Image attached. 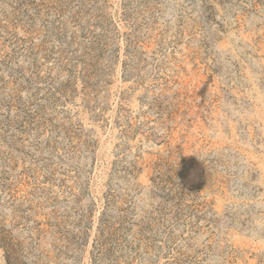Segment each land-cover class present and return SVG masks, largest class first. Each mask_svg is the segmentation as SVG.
Segmentation results:
<instances>
[{
  "label": "rangeland",
  "instance_id": "rangeland-1",
  "mask_svg": "<svg viewBox=\"0 0 264 264\" xmlns=\"http://www.w3.org/2000/svg\"><path fill=\"white\" fill-rule=\"evenodd\" d=\"M0 264H264V0H0Z\"/></svg>",
  "mask_w": 264,
  "mask_h": 264
}]
</instances>
